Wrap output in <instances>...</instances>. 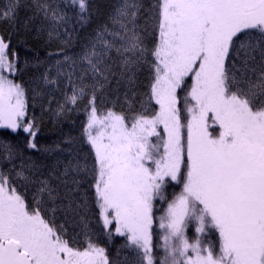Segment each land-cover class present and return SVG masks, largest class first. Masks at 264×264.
Returning <instances> with one entry per match:
<instances>
[{
  "label": "snow or ice",
  "instance_id": "obj_1",
  "mask_svg": "<svg viewBox=\"0 0 264 264\" xmlns=\"http://www.w3.org/2000/svg\"><path fill=\"white\" fill-rule=\"evenodd\" d=\"M22 6L43 16L49 38L69 11L80 19L88 11L87 0H6L0 22L15 25ZM142 7L122 0L114 8L113 28L96 33L76 79L74 71L43 75L56 87L66 75L71 87L57 115L87 98L90 156L69 151L45 170L0 141V264H119L90 236L77 247L56 222L57 209L90 210L83 183L107 238L124 239V264H264V0H156L143 28ZM68 61L57 60L58 69ZM19 72L18 53L0 36V129L22 131L36 149L38 125ZM117 75L127 109L102 110L98 93Z\"/></svg>",
  "mask_w": 264,
  "mask_h": 264
},
{
  "label": "trees",
  "instance_id": "obj_2",
  "mask_svg": "<svg viewBox=\"0 0 264 264\" xmlns=\"http://www.w3.org/2000/svg\"><path fill=\"white\" fill-rule=\"evenodd\" d=\"M21 5L30 4L31 0H20ZM60 3L61 0H56ZM88 11L85 18L80 19L78 15L69 11V18L64 27L59 29V34H54L51 38L48 35L49 25L42 15H37L34 11L22 6L18 11L15 25L0 22V36L5 41H11V49L19 55L20 72L15 80L21 83L27 92L28 112L30 117H35L38 125V134L34 139L36 149H29L26 144V134L22 131L12 133L10 130L0 129V141L7 140L14 147L22 152L24 160L35 162L38 165L47 167L55 165L58 160H64L69 151L78 153L81 158L90 156L91 149L83 139V125L86 120L85 105L87 98L82 99L78 106L71 111L65 109L57 115L58 104L63 102L64 91L71 93V87L67 85V76L59 77V87L46 84L43 75L50 72L52 78L57 77L58 71L67 73L74 71V79L81 75L82 67L79 57L86 50L91 42L96 40V33L105 27L113 28L110 16L122 0H87ZM6 0H0V6ZM142 4L141 15L138 24L145 26V17L156 3V0H140ZM111 40L110 36H106ZM151 36L146 35V43L151 42ZM70 58L65 62L63 69H58L57 60L64 62V57ZM112 62H118L115 50L110 53ZM76 62V67H71V62ZM147 69L145 68L138 77V87L136 91L143 93L147 86ZM111 78L105 89L98 93L97 106L102 110L105 107H114L116 111L126 110L125 92L127 88L123 82L117 84V79ZM131 95V93H129ZM136 107L139 108V97H137ZM161 131V130H160ZM163 131V130H162ZM161 131V132H162ZM155 139V138H152ZM20 160L16 161L19 165ZM24 191V188H21ZM34 189L29 188L26 195L29 201L32 199ZM171 193L178 192L179 187H170ZM81 197L87 196L90 202V210L76 215L72 212H65L57 209L55 219L58 224L63 225L67 238H77L76 246L81 249L86 246V240L90 236L94 241L105 247L109 257L119 264H124L127 250L124 249V239L114 235L111 240L104 233L102 223L99 221L98 210L95 208L93 190L89 184H82ZM51 215V213H49ZM159 214V213H158ZM193 234L188 230V235ZM157 239L159 237L157 236Z\"/></svg>",
  "mask_w": 264,
  "mask_h": 264
},
{
  "label": "rangeland",
  "instance_id": "obj_3",
  "mask_svg": "<svg viewBox=\"0 0 264 264\" xmlns=\"http://www.w3.org/2000/svg\"><path fill=\"white\" fill-rule=\"evenodd\" d=\"M160 130H161V131L163 130L162 126H161Z\"/></svg>",
  "mask_w": 264,
  "mask_h": 264
}]
</instances>
